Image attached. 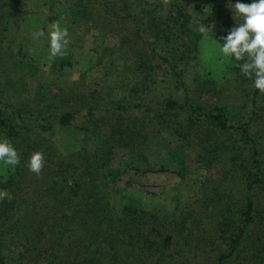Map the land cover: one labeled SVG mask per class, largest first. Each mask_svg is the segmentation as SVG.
<instances>
[{"label": "trees", "instance_id": "16d2710c", "mask_svg": "<svg viewBox=\"0 0 264 264\" xmlns=\"http://www.w3.org/2000/svg\"><path fill=\"white\" fill-rule=\"evenodd\" d=\"M25 1L0 0V136L21 156L0 171L12 197L0 199V264H264V93L238 62L221 86L204 70L181 0H45L49 21L65 15L69 35L91 38L95 62L72 81L71 54L42 70L17 42ZM201 1L222 43L241 22L236 0ZM230 86L238 104L224 101ZM55 129L98 142L63 152ZM162 144L181 179L187 157L207 175L186 201L165 188L169 206H142L117 186L114 151ZM37 150L39 175L26 167Z\"/></svg>", "mask_w": 264, "mask_h": 264}, {"label": "rangeland", "instance_id": "374dc122", "mask_svg": "<svg viewBox=\"0 0 264 264\" xmlns=\"http://www.w3.org/2000/svg\"><path fill=\"white\" fill-rule=\"evenodd\" d=\"M45 0H26L25 14L20 23L23 39L17 42H23L24 52L33 57L42 70H49V42L48 30L52 23L59 21L62 27L68 29V18L61 15L58 20L49 21L50 11L47 6L43 5ZM187 10L194 17L195 23L201 28L204 38L200 45V58L205 71L210 75L219 79V85L223 75L226 74L225 67L228 63L220 51L221 43L214 40L210 35V26L206 17L199 14L200 10L195 9L194 0H181ZM207 0H202L199 6H204ZM38 29L45 31V36L37 39L32 38V33ZM70 43L67 45L64 53H69L72 56V67L66 70V77L72 81H78L81 73L86 71L95 62V55L90 51V36H82L79 34L69 35ZM76 39V43L81 47H73L71 44ZM80 40V42L78 41ZM91 75L85 80L88 82ZM81 81V80H80ZM233 87H228L224 101L226 103L238 104V98ZM55 142L58 148L63 152H72L85 147L89 150L94 149L97 140L89 134H79L73 137L64 131L55 129ZM161 146L143 147L141 149H124L117 148L114 151L112 165L120 168L122 175L117 181V186L120 187L125 196H129L141 203L142 206H148L151 203L155 205L166 204L169 206L168 200H164L162 196L163 190L166 188L174 194L178 199L186 201L190 199L198 184L207 175V170L196 164L190 157L186 158V167L184 178L181 179L173 167V163L167 157V151ZM140 168L139 170L137 168ZM145 167H148L145 170ZM7 166L0 164V171ZM113 205L119 208L126 200L119 196L112 198ZM153 204V205H154ZM119 206V207H118Z\"/></svg>", "mask_w": 264, "mask_h": 264}, {"label": "clouds", "instance_id": "9594fccd", "mask_svg": "<svg viewBox=\"0 0 264 264\" xmlns=\"http://www.w3.org/2000/svg\"><path fill=\"white\" fill-rule=\"evenodd\" d=\"M232 14L241 20L236 23L221 40L220 51L226 59L237 63L241 74L252 81V86L264 93V0H251L250 3L236 0L232 3ZM33 39L45 36L43 29L32 34ZM49 58L64 54L70 43L67 27H62L59 21L51 24L48 30ZM21 163V156L13 142L0 136V164L15 167ZM45 163V156L41 151H34L26 160L29 171L40 174ZM11 194L0 190V199Z\"/></svg>", "mask_w": 264, "mask_h": 264}]
</instances>
